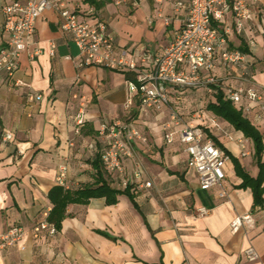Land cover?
Wrapping results in <instances>:
<instances>
[{
	"label": "crops",
	"instance_id": "0c3cea01",
	"mask_svg": "<svg viewBox=\"0 0 264 264\" xmlns=\"http://www.w3.org/2000/svg\"><path fill=\"white\" fill-rule=\"evenodd\" d=\"M12 1L17 0H0V49L6 41L1 6ZM67 1L83 16L107 19L117 46L128 50L142 45L162 52L188 16L187 5L176 8L178 0H97L100 8L85 0ZM232 22L228 16L218 28L224 31ZM61 23L57 11L46 10L15 76L0 75V234L15 224L27 232L21 243L1 252L0 264H264V209L254 207L250 187H239L243 180L233 159L257 177L253 142L216 115L227 125L226 131L205 120L206 133L230 155L224 181L228 196L221 199L218 187L203 188L198 173L186 162L185 145L178 137L171 144L165 139L162 122L169 119L170 110L151 109L140 115L139 101L127 110V74H133L79 66L80 50ZM227 41L230 49H247L253 81L263 88L264 4L252 8L244 33L233 29ZM216 73L223 84L236 81L240 74L234 68ZM39 94L41 99L31 97ZM254 113L244 115L264 137V118L257 123ZM78 114L86 119L80 133L73 119ZM129 118L146 137L124 162L134 201L119 194L112 205L104 197L70 204L57 234L43 231L34 237V226L53 207L48 195L54 186L77 190L94 182L92 162L104 147L98 134L101 124ZM7 131L13 138L3 141ZM244 139L250 152L246 156ZM61 167H66L62 182ZM139 169L141 176L136 177ZM108 178L116 187L110 174ZM201 208L207 210L205 215H200ZM247 213L253 215L255 226L231 231L232 221ZM249 246L259 253L258 260L246 258Z\"/></svg>",
	"mask_w": 264,
	"mask_h": 264
},
{
	"label": "built area",
	"instance_id": "2783aa9c",
	"mask_svg": "<svg viewBox=\"0 0 264 264\" xmlns=\"http://www.w3.org/2000/svg\"><path fill=\"white\" fill-rule=\"evenodd\" d=\"M264 4V0H183L176 2V8L187 5L188 16L185 23L175 31L174 38L162 52L155 53L144 46L133 49L119 48L114 35L110 32L108 21L96 15H81L78 8L71 7L67 0H29L12 1L1 6L4 22L1 26L5 36V45L0 49V75L12 79L20 67V57L28 49L29 39L36 33V24L46 10L57 11L62 17L61 28L77 44L79 66H98L111 70L131 72L133 79L127 80V110L139 101V114L144 115L151 109L170 110L169 119L162 122V129L167 143H173L178 137L185 145L189 155L187 164L198 173L200 185L209 189L219 188V197L228 196L224 188L226 164L229 155L206 133L205 120L216 130L221 131L215 116L204 114L200 123L188 122L181 116L178 107L170 106L174 99H180L186 89H206L215 97L218 87L224 90L225 97L233 102L246 115L254 113V121L260 123L264 118V87L259 88L253 81L248 53L228 47L227 35L234 29L243 34L245 22L251 15L252 8ZM232 16L233 22L218 28L226 17ZM54 53L55 45L52 44ZM37 53V52H36ZM234 68L240 72L236 81L224 87L218 77L219 69ZM41 99L42 95L31 96ZM76 132L86 121L85 115L74 116ZM104 147L100 158L105 170L112 176L113 184L120 190H126L129 183L125 178V159L134 156L137 142H146L138 123L133 118L116 119L101 124L98 130ZM12 132H5L2 139L9 141ZM241 141L242 155L250 152ZM136 177L141 176L137 170ZM66 177V167H61L58 180ZM151 186V182L146 183ZM200 215L207 210L201 208ZM45 219L32 230L34 237L43 231L50 235L57 234V226ZM253 228L255 219L251 213L236 217L231 228L237 232L241 227ZM26 230L21 225H12L0 234V254L7 247L21 243L26 237ZM24 248V246H23ZM250 261L260 255L253 246L244 250Z\"/></svg>",
	"mask_w": 264,
	"mask_h": 264
},
{
	"label": "trees",
	"instance_id": "16d2710c",
	"mask_svg": "<svg viewBox=\"0 0 264 264\" xmlns=\"http://www.w3.org/2000/svg\"><path fill=\"white\" fill-rule=\"evenodd\" d=\"M85 2H88L97 8H100L102 5V3L97 0H85ZM243 51L246 52L247 49H244ZM127 77L133 79L131 74H127ZM207 109L217 117L230 123L236 131H241L246 138L253 142L254 158L259 167V174L257 177L248 174L241 163L236 158L233 157V159L236 174L243 180L239 187H250L254 195V207L264 209L263 134L251 123V120L244 115L241 109L225 97L224 90H222L221 87H218L215 100L207 105ZM211 137H213L216 144L224 148L214 136ZM226 153L229 155L228 151ZM92 163L93 168L95 169L94 182L92 184H87L77 190H70L61 185H57L50 190L48 197L53 207L49 212L48 221L55 224L58 229L62 227L61 222L67 217V207L68 205L70 206V204H88L92 198L104 197L107 204L112 205L118 201L119 194H126L132 201H134V196L132 192H130L129 185L126 190H120L112 186L111 181L109 180L110 178H108V172L102 165L100 156H97Z\"/></svg>",
	"mask_w": 264,
	"mask_h": 264
},
{
	"label": "rangeland",
	"instance_id": "374dc122",
	"mask_svg": "<svg viewBox=\"0 0 264 264\" xmlns=\"http://www.w3.org/2000/svg\"><path fill=\"white\" fill-rule=\"evenodd\" d=\"M226 84H223L224 87ZM215 98L211 96L206 89H186L182 92L180 99H174L170 105L172 109L178 107L181 116L188 122L200 123L201 116L204 114L208 116H214L208 109L207 105L214 101ZM216 119L220 123L221 127L226 131L227 125H224L217 117ZM208 130V129H207ZM212 134V133H211ZM243 144L248 149L249 144L244 139Z\"/></svg>",
	"mask_w": 264,
	"mask_h": 264
}]
</instances>
